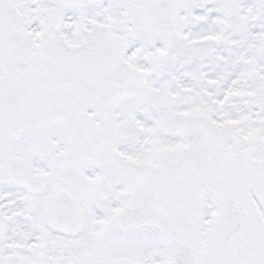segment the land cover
Segmentation results:
<instances>
[{
	"label": "snow or ice",
	"instance_id": "1",
	"mask_svg": "<svg viewBox=\"0 0 264 264\" xmlns=\"http://www.w3.org/2000/svg\"><path fill=\"white\" fill-rule=\"evenodd\" d=\"M0 264H264V0H0Z\"/></svg>",
	"mask_w": 264,
	"mask_h": 264
}]
</instances>
